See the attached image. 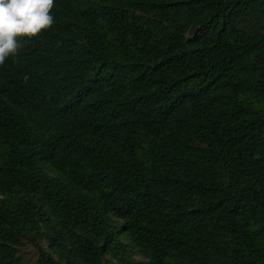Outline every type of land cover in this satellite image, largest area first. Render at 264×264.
I'll list each match as a JSON object with an SVG mask.
<instances>
[{"label": "trees", "instance_id": "16d2710c", "mask_svg": "<svg viewBox=\"0 0 264 264\" xmlns=\"http://www.w3.org/2000/svg\"><path fill=\"white\" fill-rule=\"evenodd\" d=\"M0 64V264H264V0H54Z\"/></svg>", "mask_w": 264, "mask_h": 264}, {"label": "clouds", "instance_id": "9594fccd", "mask_svg": "<svg viewBox=\"0 0 264 264\" xmlns=\"http://www.w3.org/2000/svg\"><path fill=\"white\" fill-rule=\"evenodd\" d=\"M54 0H0V64L54 22Z\"/></svg>", "mask_w": 264, "mask_h": 264}, {"label": "rangeland", "instance_id": "374dc122", "mask_svg": "<svg viewBox=\"0 0 264 264\" xmlns=\"http://www.w3.org/2000/svg\"><path fill=\"white\" fill-rule=\"evenodd\" d=\"M21 264H33L37 259V252L31 245H25L18 249Z\"/></svg>", "mask_w": 264, "mask_h": 264}]
</instances>
